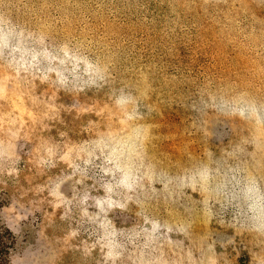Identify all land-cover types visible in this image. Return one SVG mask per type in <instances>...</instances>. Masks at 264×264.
<instances>
[{"label":"rangeland","instance_id":"374dc122","mask_svg":"<svg viewBox=\"0 0 264 264\" xmlns=\"http://www.w3.org/2000/svg\"><path fill=\"white\" fill-rule=\"evenodd\" d=\"M80 1L85 11L115 5L0 0V222L15 239L9 264H264V0H152L144 20L131 12L123 27L102 20L129 39L142 27L175 53L157 106L185 120L168 133L184 132L188 152L164 168L174 185L147 186L133 218L110 164L111 134L85 131L87 109L61 105L62 72L56 58L47 65V47L78 33L46 25L58 26V9L63 21L64 8ZM177 99L189 112L175 113Z\"/></svg>","mask_w":264,"mask_h":264},{"label":"trees","instance_id":"16d2710c","mask_svg":"<svg viewBox=\"0 0 264 264\" xmlns=\"http://www.w3.org/2000/svg\"><path fill=\"white\" fill-rule=\"evenodd\" d=\"M81 2L64 8L63 21L58 9V16L54 15L58 26L46 25L47 31L60 33L64 26L72 29L74 34L78 33L77 38L68 42L64 37L70 34L62 32L59 43L47 47V65L51 70L50 61L56 58V68L62 72L58 83V95L64 101L61 105H78L81 110L87 109L86 115L92 121L85 131L111 134L107 138L110 164L124 187L126 217L133 218L137 214L135 206L143 198L147 186L151 190L153 185H174L166 169H170L176 156L179 158L188 152L179 145L180 139L185 137L184 132L168 133L169 125L179 126L185 120L161 115L157 106L158 81L168 91V82L163 77L175 53L169 51L171 45L159 41L156 35L149 34L142 27L135 29L133 35L136 36L129 39L111 35L110 24L102 21L117 19L116 26L123 27L128 23L125 16L129 12L144 20V9L152 0H114L115 5L95 2L94 11L83 10V2L76 6ZM164 37L175 38L171 34ZM177 37L181 39L183 35L180 33ZM181 41L185 42L184 39ZM120 81L123 84L117 85ZM88 86L92 89L88 90ZM169 105L175 113L188 111L179 99L170 101ZM198 110L195 113L203 117V108ZM70 118L74 120L76 116ZM200 125L203 129V120ZM187 147L189 150L190 146ZM4 202L0 195V210ZM14 246L12 233L0 222V264H9Z\"/></svg>","mask_w":264,"mask_h":264}]
</instances>
